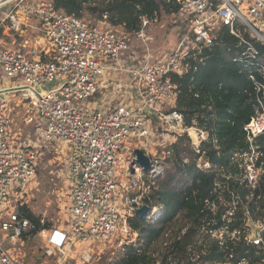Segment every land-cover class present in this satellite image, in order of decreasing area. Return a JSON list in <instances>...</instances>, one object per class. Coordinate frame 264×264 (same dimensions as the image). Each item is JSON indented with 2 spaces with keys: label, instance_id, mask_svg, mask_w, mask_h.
I'll use <instances>...</instances> for the list:
<instances>
[{
  "label": "built area",
  "instance_id": "2783aa9c",
  "mask_svg": "<svg viewBox=\"0 0 264 264\" xmlns=\"http://www.w3.org/2000/svg\"><path fill=\"white\" fill-rule=\"evenodd\" d=\"M177 2L179 18L188 27L176 48L160 61L145 62L126 71L122 60L129 51L128 34L121 32L119 26L66 14L56 8L54 0H0V27L8 19L11 27L17 29L21 13L34 16L40 21L49 46L46 60L33 58L23 49L0 46V70L8 80L16 81L15 90L28 94L37 111L43 138L69 148L71 154L69 220L65 227L50 231L47 238L46 252L57 255L58 264L74 249L93 245L95 241V250L99 252L102 242L107 244L103 249L116 251L135 243L138 234L130 225V218L136 215L135 209L150 206L146 198L165 172L166 156L170 154L167 147L185 134L192 147L200 152L201 143L209 139L205 129L196 124L188 126L184 115L174 109L178 93L172 75L189 68L187 61L196 59L213 43L215 31L222 25L230 27L247 46L245 58H252L255 61L252 64L264 76V64L258 60V52L238 31L243 26L253 39L264 44V0ZM8 5L12 8L4 15L1 9ZM150 24L149 18H142L139 38L145 36ZM122 71L128 73L129 83L116 90L112 100H96L91 105V98L99 93L101 80L107 74ZM250 79L255 81L252 75ZM257 89H264V85L257 84ZM129 91L136 92L139 106L135 101L129 107L121 100ZM147 108L159 118L161 132L155 128ZM12 109L10 99H0V264H22L10 253L6 238L13 243L21 242L23 235L34 228L29 219L18 214L19 206L23 205L18 191L36 177L41 157L39 149L29 140L14 142L16 148L12 147ZM246 130L251 140L264 131V108L261 117L254 118ZM137 149L150 158L148 171L135 163ZM122 152L128 169L118 174L125 160ZM242 158L247 164L244 179L254 185L259 172L254 168L253 158L247 155ZM184 162L188 163V158ZM198 162L200 168L210 167L206 157ZM122 176L130 179L123 182ZM118 184L122 185V193ZM161 212L151 207L147 219L154 223ZM258 226L261 227L259 238L251 240V234L247 238L255 245L263 243L264 228ZM3 235L7 236L3 238ZM214 236L224 240L226 234ZM89 251L84 249L82 255L93 252Z\"/></svg>",
  "mask_w": 264,
  "mask_h": 264
},
{
  "label": "trees",
  "instance_id": "16d2710c",
  "mask_svg": "<svg viewBox=\"0 0 264 264\" xmlns=\"http://www.w3.org/2000/svg\"><path fill=\"white\" fill-rule=\"evenodd\" d=\"M54 1L66 14L108 21L133 36L142 30L143 17L156 22L164 14L175 16L181 37L188 27L179 18L177 0ZM238 31L251 41L264 64V44L243 26ZM213 36L209 47L187 61L189 68L172 75L178 93L174 109L188 126L205 129L209 139L201 143L200 152L185 134L167 147L165 172L146 198L151 207L162 210L161 215L154 223L132 216L130 225L138 238L117 250L119 258L109 264H264V229L261 245L247 239L249 220L264 228V131L251 140L246 130L263 112L264 89L259 91L257 84L264 85V76L252 58H245L247 46L230 27L222 25ZM244 155L253 158L259 172L254 185L244 179ZM202 157L208 158L209 168L198 166ZM18 214L34 227L23 235L24 242L52 226L26 205L19 206ZM222 232L224 240L214 236Z\"/></svg>",
  "mask_w": 264,
  "mask_h": 264
},
{
  "label": "rangeland",
  "instance_id": "374dc122",
  "mask_svg": "<svg viewBox=\"0 0 264 264\" xmlns=\"http://www.w3.org/2000/svg\"><path fill=\"white\" fill-rule=\"evenodd\" d=\"M246 4L248 5V3ZM85 19L91 18L87 16ZM181 30L182 27L177 22L175 16L164 14L156 22H152V25L145 30L144 37L139 38L138 36L128 34L130 40L129 51L125 54L126 57H123L122 65L126 71H128L130 68L138 67L145 62H156L164 59L169 52L176 48L178 42L181 40ZM128 58H130V60ZM118 75H121L119 76L120 82L123 83V85L126 84L129 78L128 73L122 71ZM101 92L103 91L101 90ZM115 92L113 87L105 98H107V100H112L115 98ZM23 93L24 92H21L19 94ZM99 93L91 98V105L95 103L96 100L105 99L103 96H100ZM24 94L26 98H24L23 95L18 98V102L21 103V105L24 101H30L28 94L26 92ZM126 99L129 100L130 103L134 104V101H136L137 106L140 105V101L137 99L136 94L126 97ZM10 100L12 102L13 99ZM14 105L15 104H11V107ZM259 117H261V114L258 118ZM158 125L159 122L154 124L155 128H158V132H161V129H159L160 125ZM40 126V120L36 119L35 124L25 132V137L28 136L30 143L39 149L41 157L38 163L36 177L28 183V186H25V189H19L18 196L23 198L22 204L24 206L30 207L36 215L41 216L44 221L52 226L49 230L43 231L38 236L32 237L25 242L13 243L9 238H6V244L10 253L22 264H58L59 257L57 255H48L46 252L48 248L47 238L50 231L54 228L65 227L64 225L67 224L69 220L68 196L71 189V181L69 179L71 173V154L69 148L61 144H54L46 141L43 138V134L39 131ZM29 131L31 134L28 133ZM13 140L14 139L11 137L10 142L12 147L16 148ZM122 156L125 159L124 152H122ZM250 159H248L247 162L250 163ZM127 169L128 164L125 159L124 162L121 163L117 173L119 174ZM129 179L128 176H122L123 182ZM118 190L122 193L123 188L121 184H118ZM7 209L10 211L12 207ZM257 226L258 224H255L254 228H250L251 234L255 232ZM6 236L3 235L2 237L5 238ZM96 242L97 241H95L93 245L89 244L86 247L80 246L74 249L69 257L61 260V264H109L119 258L116 249H103L107 247V244L104 242L101 243V247H103L100 250L101 252L95 250V246L97 245ZM84 249H90L89 252H93L90 253V255H82ZM107 250L116 252L113 254Z\"/></svg>",
  "mask_w": 264,
  "mask_h": 264
},
{
  "label": "crops",
  "instance_id": "0c3cea01",
  "mask_svg": "<svg viewBox=\"0 0 264 264\" xmlns=\"http://www.w3.org/2000/svg\"><path fill=\"white\" fill-rule=\"evenodd\" d=\"M11 8L12 6L8 5L1 10L4 11V15H7V12H9ZM18 21L20 23V26L17 29L11 27L10 21L8 19H6V21L1 24L0 46L26 50L31 55V57L36 59H48L49 46L44 36L42 35L40 21L34 16H26L23 13L19 15ZM118 28L121 32H124L123 27L119 26ZM125 57L126 56L124 55V58ZM128 59L130 60V58ZM119 76L121 75L107 74L101 80L99 86L100 96H103V98H105L111 92V89H113V87L114 91H116L118 89L124 88L129 83L128 78L126 84L123 85V83H121L119 80ZM16 85V81L8 80L0 70V99H13L11 104L15 105L13 106L14 109L11 110V118L13 120L11 126V135L14 139L13 141L16 144H20L21 142L29 140L28 136L25 137V132L28 128H31V126L35 124L36 119L39 120V117L37 111L32 106L31 101H24L22 102V105L18 102V98L21 95H23L24 98H26V96L24 93L19 94L21 92L15 90ZM101 90L103 92H101ZM135 94V91H129L121 100L125 103L127 102L129 106L135 105V101L133 104L126 99V97ZM169 109L170 108H168L167 110ZM156 122L157 121L154 120V123ZM28 133L31 134L30 131Z\"/></svg>",
  "mask_w": 264,
  "mask_h": 264
},
{
  "label": "water",
  "instance_id": "95a60500",
  "mask_svg": "<svg viewBox=\"0 0 264 264\" xmlns=\"http://www.w3.org/2000/svg\"><path fill=\"white\" fill-rule=\"evenodd\" d=\"M147 114L153 118L154 120H156L157 122H159V118L157 117V115L152 111L151 108H147L146 109ZM135 154L137 156V159L135 161L136 164H139L140 166H142L145 171H148L151 167V160L150 158L144 153L143 150L137 149L135 151ZM151 213V207L148 205L143 206L141 209H135V214L136 216L140 217V218H147L149 216V214ZM248 226L249 228H254L255 223L251 220L248 221ZM261 231V227L257 226L255 229V232H253V234H251L250 239L251 240H256L259 238V234Z\"/></svg>",
  "mask_w": 264,
  "mask_h": 264
}]
</instances>
